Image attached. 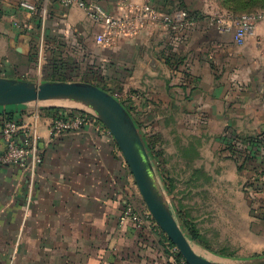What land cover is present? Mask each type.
<instances>
[{
    "label": "crops",
    "instance_id": "crops-1",
    "mask_svg": "<svg viewBox=\"0 0 264 264\" xmlns=\"http://www.w3.org/2000/svg\"><path fill=\"white\" fill-rule=\"evenodd\" d=\"M23 1L0 0L1 78L94 84L141 134L179 129V142L201 146L202 164L227 168L229 179L264 169V22L241 46L217 23L264 11V0H84L112 16L148 5L194 20L151 23L109 46L97 44L103 26L85 11L28 0L30 12ZM46 103L0 107V158L3 125L15 119L36 130L43 159L35 177L0 163V264H176L163 236L126 217L142 196L112 134L89 126L52 138L47 109L64 106Z\"/></svg>",
    "mask_w": 264,
    "mask_h": 264
},
{
    "label": "rangeland",
    "instance_id": "rangeland-1",
    "mask_svg": "<svg viewBox=\"0 0 264 264\" xmlns=\"http://www.w3.org/2000/svg\"><path fill=\"white\" fill-rule=\"evenodd\" d=\"M46 104L80 107L68 101ZM142 135L169 206L195 251L230 264L263 258L264 182L246 172L232 180L227 168L202 164L201 146L179 142V129Z\"/></svg>",
    "mask_w": 264,
    "mask_h": 264
},
{
    "label": "built area",
    "instance_id": "built-area-1",
    "mask_svg": "<svg viewBox=\"0 0 264 264\" xmlns=\"http://www.w3.org/2000/svg\"><path fill=\"white\" fill-rule=\"evenodd\" d=\"M58 1L65 7H77L85 11L90 19L101 23L103 30L97 36L96 42L103 46L112 45L119 37L136 36L139 34L141 28L151 23L159 22L164 26L173 28L182 25H192L194 23L192 16L187 11L161 15L151 6L146 5L137 9L132 16H112L107 14L100 6L90 5L84 0ZM21 6L30 12L37 10V6L28 0L23 1ZM43 14H46L45 9L43 10ZM260 22H264V11L245 13L238 16L219 17L217 20L219 32L233 31L235 43L240 46L244 45L248 38L254 35L257 25ZM89 126L102 128L112 134L95 113L85 108L66 110L56 116H51L49 129L52 138H59L67 134L82 132V130ZM2 135L7 143V151L0 158V163L6 166L13 165L24 168L30 171L31 175L35 177L37 167L43 162L38 149L39 138L36 130L31 129L15 119H8L3 125ZM121 155L123 156L122 152ZM30 159L31 162L29 163ZM251 177L254 181L264 182V169H255ZM134 187L139 193L140 191L135 179ZM125 214L127 218L134 219L140 225L148 226L159 235H166L149 211L143 197L142 208L137 209L135 205L130 204ZM166 242L173 255L176 256L179 254L176 246L172 247L167 240ZM179 264L188 263L182 258Z\"/></svg>",
    "mask_w": 264,
    "mask_h": 264
},
{
    "label": "water",
    "instance_id": "water-1",
    "mask_svg": "<svg viewBox=\"0 0 264 264\" xmlns=\"http://www.w3.org/2000/svg\"><path fill=\"white\" fill-rule=\"evenodd\" d=\"M50 101L89 109L110 130L149 211L188 264H230L210 260L191 246L169 206L144 138L120 100L88 82L34 83L0 77V107ZM240 264H264V257Z\"/></svg>",
    "mask_w": 264,
    "mask_h": 264
},
{
    "label": "trees",
    "instance_id": "trees-1",
    "mask_svg": "<svg viewBox=\"0 0 264 264\" xmlns=\"http://www.w3.org/2000/svg\"><path fill=\"white\" fill-rule=\"evenodd\" d=\"M47 111L49 112L50 116H56V115H58V114H60L62 112H65L66 109L65 108H61V107H50V108L47 109ZM145 144H146V146H147V148L149 150V147H148L146 141H145ZM263 187H264V185H263ZM163 236L170 243V246L175 247V245L167 238L166 235H163ZM173 257L175 259L176 264H179L180 261L182 260V256L180 255V253L177 254L176 256L173 255Z\"/></svg>",
    "mask_w": 264,
    "mask_h": 264
}]
</instances>
